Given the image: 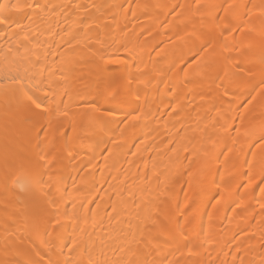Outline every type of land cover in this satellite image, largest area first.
I'll list each match as a JSON object with an SVG mask.
<instances>
[{
	"label": "bare ground",
	"instance_id": "1",
	"mask_svg": "<svg viewBox=\"0 0 264 264\" xmlns=\"http://www.w3.org/2000/svg\"><path fill=\"white\" fill-rule=\"evenodd\" d=\"M21 2L0 264H264V0Z\"/></svg>",
	"mask_w": 264,
	"mask_h": 264
},
{
	"label": "snow or ice",
	"instance_id": "2",
	"mask_svg": "<svg viewBox=\"0 0 264 264\" xmlns=\"http://www.w3.org/2000/svg\"><path fill=\"white\" fill-rule=\"evenodd\" d=\"M199 7H202V5H200L198 3L197 4V8H199ZM31 8H32V5L24 3V2H21V0H17L16 3H12L10 5L9 4L0 5V24H7L9 27H11L12 24L9 23V21H11L12 23H15V21L12 19L13 16L25 15L26 14V10H29ZM16 27H17V30H19L23 26L17 24ZM114 63H118V62H114ZM12 80H13V84L19 83L20 87H23L22 82L16 81L15 77H12ZM0 89H3V85L2 84H0ZM36 108H40V104H37ZM43 114L44 113L42 111L36 113L37 116H42ZM18 183L23 184L24 182L23 181H18ZM262 208H264V205H262Z\"/></svg>",
	"mask_w": 264,
	"mask_h": 264
},
{
	"label": "rangeland",
	"instance_id": "3",
	"mask_svg": "<svg viewBox=\"0 0 264 264\" xmlns=\"http://www.w3.org/2000/svg\"><path fill=\"white\" fill-rule=\"evenodd\" d=\"M110 2V1H109ZM83 74L86 76V75H88L89 73H87V71H83ZM80 97H79V100H81V101H85L84 99H82L83 98V96H81V95H79ZM57 129V128H56ZM57 131V130H56Z\"/></svg>",
	"mask_w": 264,
	"mask_h": 264
}]
</instances>
